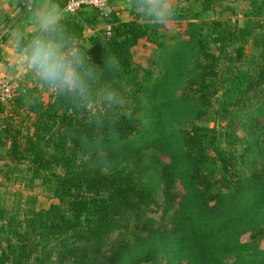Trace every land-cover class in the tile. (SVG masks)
Returning <instances> with one entry per match:
<instances>
[{"label": "trees", "instance_id": "1", "mask_svg": "<svg viewBox=\"0 0 264 264\" xmlns=\"http://www.w3.org/2000/svg\"><path fill=\"white\" fill-rule=\"evenodd\" d=\"M185 1L200 10H175L184 38L164 39L135 0L131 22L93 8L60 18L88 67L87 98L40 80L0 101V178L26 191L40 182L55 200L37 210L31 195L25 207L19 192L11 207L0 195V264H264V0H246L242 25L201 18L220 0ZM99 23L108 30L82 45ZM141 41L161 51L156 67L134 64ZM250 42L260 54L241 69ZM239 129L247 141L236 157L223 145ZM149 149L160 158L145 166ZM98 155L113 166H91ZM158 210L160 221L171 213L168 228L146 215Z\"/></svg>", "mask_w": 264, "mask_h": 264}, {"label": "rangeland", "instance_id": "2", "mask_svg": "<svg viewBox=\"0 0 264 264\" xmlns=\"http://www.w3.org/2000/svg\"><path fill=\"white\" fill-rule=\"evenodd\" d=\"M176 5L179 7H182V8L177 7V10L179 11L180 9H183V8L186 9V7H189V5H192V3H190V4L185 3L184 4V2H181V3H178ZM247 5H248V3L246 2V0L235 1V2H233V0H221L219 3H214V10L212 12L201 13V18H203V19H221L223 21L234 22L237 25H242L243 21H244L243 11H245V10H246V12L249 11L248 8L246 9ZM190 7H192L191 13L193 11H194V13H196L200 10L199 6L196 4H193ZM85 9H90L89 13H91V11L93 10L91 8H85ZM80 11H78V12L80 13ZM99 12L103 13L104 11L99 10ZM262 18L264 19V15L262 16ZM185 26H186L185 22H180V23L176 22L170 29L162 28L161 33L164 36V39H167L170 36L175 35V34H178L181 38H184L182 33L184 32ZM92 29H93V31L90 33V35H92L95 31H98L100 29L108 30V26H105L104 23H99L98 25H95ZM88 38H89V36L86 35L84 37V40L81 42V44L86 45ZM160 52L161 51H155L150 43H148L146 41H141L139 46L132 49V56H133L134 64L139 65L143 69L154 68V67H156L155 63L157 61H159L161 58ZM259 54H260V48L253 45V42H250L245 49V57L239 63L238 67L241 69H248L249 63H250V58L252 56H257ZM161 73L162 72L159 71V69H157L155 72L154 78L160 76ZM27 75H28V77L25 76L23 79H21V81H17V82L16 81L15 82L6 81V82L14 90H15V87H17V85L20 83H23L29 87H35L38 90H40L41 89V86L39 83L40 78L35 74L34 71L31 70V68L28 69ZM1 83L2 82H0V85H1ZM127 91H129V90L127 89ZM137 100L143 101L142 94H139L137 96ZM123 101H125V100H123ZM128 103H130L131 106L135 105V102L131 101V99H128ZM197 124L200 126H203V127H208V128L213 127V123L207 122V121H203V122H200ZM223 125L224 124H219V126H217V130H221L220 127H223ZM237 136L240 138V141H238V143L235 146L227 147V146L223 145V147L227 151H229L230 153H232L236 157H238L239 154H241V151H242L243 147L245 146V141H247V137L245 135V132L242 129L238 130ZM103 157H101L100 155H98L97 158L95 157L96 159L94 161H92L91 166H93L95 168H101V170H103V171H106L107 169L111 168L113 166L112 162H106L103 159ZM90 158H91V155L84 157V159L86 161H88ZM140 158H142V164L146 166L152 162V159L160 158V155L158 153H156L155 151L149 149V150L141 151L140 152ZM162 160H164V159L162 158ZM174 188H176V190H179V187L177 184L175 185ZM18 192L22 194V197L19 199L21 207H25V205L27 204V203H25V196L26 195H31L32 197H34L36 199L35 209H37V210L47 209L50 206V204L55 203V200L52 198V195L49 192H47V190L44 187H42L40 185V182H36V186L34 187L33 190L26 191L23 189V187L21 185H14V184L6 183L5 181H3L0 178V195H2L4 197V200H5L6 205L8 207H11V205L16 201L17 198L15 197V195ZM157 199H158V201H161L162 200L161 195H158ZM146 215L148 217H153L155 220H159L160 215H161V211L158 210L156 212H147ZM170 216H171V213H169L167 215V217L164 218L162 221H160V220L158 221L159 225L162 228H168ZM134 226H135V222L130 221L127 236H126V238L129 241L132 240V237L135 233H138V229H135ZM241 241L245 242V243H250L251 240H250L249 234L242 236ZM257 243H258V246L260 247V249L264 250V240H258ZM164 261H165V259L162 257L160 259V263L164 264Z\"/></svg>", "mask_w": 264, "mask_h": 264}, {"label": "clouds", "instance_id": "3", "mask_svg": "<svg viewBox=\"0 0 264 264\" xmlns=\"http://www.w3.org/2000/svg\"><path fill=\"white\" fill-rule=\"evenodd\" d=\"M49 4L36 14L38 31L24 45L22 56L31 70L51 89L75 92L87 98L85 59L70 38L60 34L59 13ZM134 11L152 27L170 29L176 23L171 0H135ZM114 94L106 99L112 100Z\"/></svg>", "mask_w": 264, "mask_h": 264}, {"label": "crops", "instance_id": "4", "mask_svg": "<svg viewBox=\"0 0 264 264\" xmlns=\"http://www.w3.org/2000/svg\"><path fill=\"white\" fill-rule=\"evenodd\" d=\"M64 0H51L50 6L54 7L62 15ZM221 1V0H220ZM186 2L185 0H171V6L177 10L176 4ZM49 4V0H0V82H17L21 81L26 75L30 66L22 56L24 45L31 39L30 36L38 31L36 14L40 8ZM193 5V3H192ZM192 5H189L192 6ZM200 9V3H196ZM90 9H81L88 17ZM112 13L120 22H131L134 20V14L131 11L130 0H115L105 10L104 13ZM77 12L69 17H78ZM134 13H136L134 11ZM137 14V13H136ZM144 17L140 16V19ZM90 35V33H86ZM84 36V37H85Z\"/></svg>", "mask_w": 264, "mask_h": 264}, {"label": "built area", "instance_id": "5", "mask_svg": "<svg viewBox=\"0 0 264 264\" xmlns=\"http://www.w3.org/2000/svg\"><path fill=\"white\" fill-rule=\"evenodd\" d=\"M113 1L114 0H65L62 8V15L63 17L71 16L83 8H93L103 11ZM14 92L15 90L6 81H3L0 85V100H9Z\"/></svg>", "mask_w": 264, "mask_h": 264}]
</instances>
